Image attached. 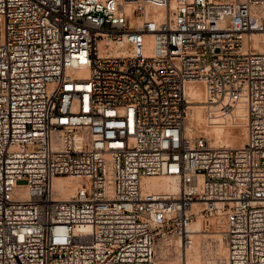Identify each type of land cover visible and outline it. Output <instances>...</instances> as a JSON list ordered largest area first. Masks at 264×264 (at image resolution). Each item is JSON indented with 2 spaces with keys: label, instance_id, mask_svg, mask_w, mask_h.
Instances as JSON below:
<instances>
[{
  "label": "built area",
  "instance_id": "1",
  "mask_svg": "<svg viewBox=\"0 0 264 264\" xmlns=\"http://www.w3.org/2000/svg\"><path fill=\"white\" fill-rule=\"evenodd\" d=\"M134 1L0 0V264H160L221 214L214 264H264V0ZM191 81L243 144L187 129Z\"/></svg>",
  "mask_w": 264,
  "mask_h": 264
},
{
  "label": "bare ground",
  "instance_id": "2",
  "mask_svg": "<svg viewBox=\"0 0 264 264\" xmlns=\"http://www.w3.org/2000/svg\"><path fill=\"white\" fill-rule=\"evenodd\" d=\"M131 2H134V0H128V4H127L128 9H132ZM199 83H197V81L189 82L188 83V91L194 98H196V100L200 101V100L205 98V90H202L200 88ZM193 107L195 108L194 109V117H196L197 120H201V118H202L201 112H202V108L204 106L202 104H195ZM203 110H204V108H203ZM190 115L192 116V113ZM211 122H213V121H211ZM215 122L216 123H214V124L211 123L212 125L210 127H208V128L205 127L206 129L210 130V132L213 134L212 138H213L214 144L217 145L218 143H221V144H225V145H234V146L243 144L244 140L242 138L243 137L242 134H239V133L231 134V132L228 131L227 129H225L223 127V125L218 124L217 119H215ZM240 133H241V131H240ZM71 180H72L71 176H57L54 179V187L62 192L63 197L68 198V197L73 196L75 185L71 182ZM142 187L144 190H159V191H165V192H169V193H177L180 190L179 180L176 176H173V175H151V176L143 177ZM203 218L204 217H199L196 220V222L194 221L195 223L192 224V228H193L194 232L198 231L197 233H194V235L199 234V228H198V226L200 224L199 221L205 220ZM214 218L217 219L218 222L215 219H210V220L207 219V220H209V222L206 224H207V226H209L211 228V230L216 229L215 226L217 225V223H218L219 230L223 225L224 226L226 225V220L224 218H221V217H214ZM225 247H226V245H225ZM190 248L191 247H189L186 251L180 252V247H178L180 255L176 258V260H174V258L172 259L171 257H169L171 259L167 258L168 259L167 262L170 264H176V262L178 264V262H179V264H180V260L182 259V257H183V261L185 259V256H183L184 254H187L186 259H187V262H189V264H192V263L194 264V262H196V261L198 262L199 258H196L195 254H192L190 252ZM219 250H221V249L219 248ZM221 251H220V255L223 254ZM166 257H168V256H166Z\"/></svg>",
  "mask_w": 264,
  "mask_h": 264
},
{
  "label": "rangeland",
  "instance_id": "3",
  "mask_svg": "<svg viewBox=\"0 0 264 264\" xmlns=\"http://www.w3.org/2000/svg\"><path fill=\"white\" fill-rule=\"evenodd\" d=\"M123 1H124V4L127 7L128 0H123ZM135 4H136L135 1L131 2L132 8H134ZM197 83H199V82L197 81ZM199 86H200V88L202 90H204L203 85H202L201 82L199 83ZM192 104L193 105H195V104H203V101L202 100H200V101L197 100V101H194ZM194 109L195 108L193 106H191V108L189 109V115L187 117V122H186L187 129L189 131L192 130L194 133H203V134H205L210 139L211 143L214 144L213 143V138H212L213 134L210 132V130H208L206 128H208L212 124L216 123L215 120H213V122L209 121V119L207 117V114H206L205 110H203V108H202V112H201L202 113V115H201L202 118H201V120H197L196 117H194ZM191 113H192V116L190 115ZM218 124L223 125V127L225 129H227L228 131H230L231 134H235V133L242 134V136H243L242 138L245 141L246 135H247V129H246L245 123L235 124L233 121L223 122L222 123L220 120H218ZM240 131H241V133H240ZM218 144H221V143H218ZM214 217H221V218L226 219L225 215L221 214V215L213 216V217H206V218L204 217L203 219H205V220L199 221L200 222V224L198 226L199 234H195L194 235V243H193V245L190 248V252L192 254H195L196 258H199V261L198 262L197 261L194 262V264H214V262H213L214 255H213L212 250H211V248H212L211 236H215L216 238L219 236L218 235L219 227H218V223H217V225L215 226L216 229H214V231H213V233H216V234H210V233H212V232H210L211 228L209 226H207V224H206V223L209 222L210 219H215ZM207 219H209V220H207ZM215 220H217V219H215ZM217 222H218V220H217ZM197 232L198 231H195L194 233H197ZM219 248L222 251L219 250ZM217 250L219 251L218 252L219 254H220V251L223 254L226 252V247H225V245H224V243L222 241H220V243H218ZM158 254H159V257H160V264H170V263L167 262V260H168L167 258L171 257L172 259L174 258V260H176V258L180 255L179 251H175L173 249H166L165 250L164 248H162V243L161 242L158 243ZM166 256H168V257H166ZM183 256H185V259L183 261V257H182V259L180 260V264L184 263L185 260H187L186 259L187 254H184ZM171 258H169V259H171ZM176 264H177V262H176ZM178 264H179V262H178Z\"/></svg>",
  "mask_w": 264,
  "mask_h": 264
}]
</instances>
